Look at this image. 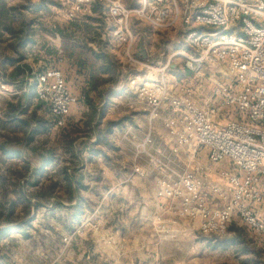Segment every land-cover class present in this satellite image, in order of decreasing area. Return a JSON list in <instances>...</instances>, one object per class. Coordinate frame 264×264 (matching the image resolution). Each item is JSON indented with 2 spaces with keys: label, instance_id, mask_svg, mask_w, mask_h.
I'll return each instance as SVG.
<instances>
[{
  "label": "built area",
  "instance_id": "1",
  "mask_svg": "<svg viewBox=\"0 0 264 264\" xmlns=\"http://www.w3.org/2000/svg\"><path fill=\"white\" fill-rule=\"evenodd\" d=\"M93 2L72 0L67 19L86 20ZM106 6L111 51L133 71L146 72L125 80L148 123L142 140L130 137L129 143L134 160L145 159L151 173H157V196L169 204L158 207L206 235L221 237L237 220L264 236V217L256 210L264 202V0H180L179 5L140 0L133 9L123 0H106ZM132 18L156 30L170 29L180 18L188 51L171 58L183 59L189 78L175 80L169 64L155 69L152 78V65L126 47ZM33 76L35 98L48 106L61 128L76 98L60 71L50 68ZM0 90L9 92L4 83ZM158 121L164 130L159 138L152 127ZM201 153L209 165L227 162L238 172L203 165ZM132 173L145 176L137 165Z\"/></svg>",
  "mask_w": 264,
  "mask_h": 264
},
{
  "label": "crops",
  "instance_id": "2",
  "mask_svg": "<svg viewBox=\"0 0 264 264\" xmlns=\"http://www.w3.org/2000/svg\"><path fill=\"white\" fill-rule=\"evenodd\" d=\"M139 1L123 0L124 5L129 9L136 8L139 5ZM0 2H6L8 6L20 4L21 8L23 6L29 7L24 11L18 10V12L26 16L28 13L41 14L43 10L49 9L45 8L43 0H8V2L7 0H0ZM174 2L179 5L180 0H174ZM3 5L6 7L5 4ZM15 11L0 10V17L8 14V16L17 19L19 15H15L13 13ZM106 11V0H94L91 14L86 21L72 22L74 25L72 28H67L65 25L61 27V24L57 23L51 28L45 29L43 27L45 31L40 30L39 25L27 24L19 32L12 31L19 36L18 38L11 35L10 32L8 33L10 27H0V35L2 36L0 47L6 48L5 51L0 52V85L6 84L9 92L17 86L24 87L23 93L15 102H6L3 112L4 119L0 117V264H60L61 259L57 255L60 247V232L71 231L76 224L75 222H77L74 220L75 217L73 218L76 214L71 213L67 227L65 221L63 222L62 218L55 214L56 208L61 205L58 200L52 199L51 203L45 204V201L42 202L38 200L39 198H36L39 191L44 188L42 183L44 182V177L53 176L56 172L58 174L55 175V178L61 179L66 175L71 182L72 200H68V203H62L64 210L68 212L75 211V206L81 202L84 203V206H90V209H98L99 206L113 209V203L110 198L103 196L101 201L92 202L87 197L82 196L84 193L102 194V191H105L107 195L110 193L112 195L119 194L121 197L118 196L117 200L120 202V206L124 207L126 202H128V205L133 204L131 217L128 220H125L123 216L119 218L115 228L108 232L110 234H105L101 240L94 241L95 243H88L86 250H78L79 252L74 253L72 259L65 262V264H152L151 230L147 233H140L139 231L142 230L137 233L133 230L129 234L127 231L129 227H137L136 225L147 224L149 226L152 221V210L155 211L160 204L164 205V207L169 206L166 201L155 199L157 187L152 189L151 186L118 185L119 187L115 189L114 186L110 187L106 184H103L100 188H96L93 185L96 180L104 182V179H108L109 176L113 178V174L108 171L109 163L112 161L108 150L110 147L108 144L111 142L109 136L112 132L107 128L103 134L104 136L100 137L95 132L97 127H108V124L106 125L108 117L104 115L100 117V113L96 114L94 121L92 120L91 123L86 125L88 128L85 132H89V136L83 139L71 140L68 151H65L71 159L69 158V161L64 163L67 167L62 172V170L58 171L59 165L57 163L60 164V162L56 160L54 153L55 148L61 149L60 129L54 125L53 119L49 115L48 106L35 99V84L33 83L34 76L32 73L38 71L37 68H41V65L43 67L47 65L56 66L59 63L61 66L72 68V74L69 72L71 74L69 83L65 80L67 87L74 93V96L79 97L82 91L89 92L92 89L90 90L89 86L90 76L82 75L76 69L77 66L83 64V56H77L73 52H79L83 48L96 54V56L98 55L100 59L105 60L108 57H113L118 62H121L120 64H123L124 68L118 78L116 88L105 86V90L102 89L101 97H104V91L108 94L105 98L109 102L106 104L109 108H104L101 113L111 112L110 104H118L120 101L129 102V104L137 106L136 109L131 111L134 122L133 132L135 133L130 136L138 142L142 140L148 131L146 110L143 106L137 104L127 91L125 80L127 75L131 73L145 74L146 72L141 68L133 71L123 59L119 60L116 58L115 52L108 51L112 37L110 26L106 19ZM51 14L55 15L53 20L61 21L62 13L60 10L55 11L54 8L53 11L51 10ZM128 30L129 39L126 47L134 57L150 65L155 62L158 67L169 64V72L175 76L174 78L177 81L190 77V73L185 72L183 68L180 69L179 63L181 60L171 58L175 54H184L188 51L183 45L182 35L184 29L180 18L176 20L173 27L167 30L152 29L143 22L132 18L128 24ZM47 34L50 35L46 36ZM66 34L70 36L69 44L72 47V51H70L68 56L64 54L66 46L64 37ZM177 50L179 51L173 53V51ZM73 54L77 56V60L72 57ZM60 58L63 59V62L59 60ZM23 67L28 68V71L24 74L15 75V69ZM102 73L104 74L101 75L102 77L108 76V70L102 69ZM157 74L156 70L155 75L157 76ZM72 81L77 87L79 83L81 88L73 87ZM204 86L205 93L209 94L210 85L207 80L204 81ZM7 95L11 96L10 94ZM103 101L105 102L106 100ZM84 107L78 108L74 105L71 107L67 117L73 115L76 118L80 116L76 120L78 124L81 123L89 111L87 107L86 109ZM30 113H33L38 118L36 122L27 119L26 116ZM141 119H144V124L142 125L139 124ZM116 127L111 126L113 130ZM152 127L156 137L164 135L161 121L155 122ZM143 130L144 133L142 134ZM47 133L50 139L46 136V142L39 143L38 137H45ZM138 133L141 134V138L136 135ZM122 141V137L119 136L114 141L115 145H117L115 149L118 155L119 152L121 153L120 149L123 150L122 143L124 141ZM96 163L100 164L101 168H96ZM201 163L210 166L214 170L238 172L227 162L209 165L207 160H201ZM69 165L70 167H68ZM116 176L120 178L118 175ZM150 177L152 178V174L148 175L149 179H151ZM83 180L84 183L82 182ZM148 182L151 183L150 181ZM6 184L10 185L6 186ZM57 191L58 187L55 188L53 185L51 189L52 195ZM137 193L142 195L141 200L137 199V201L142 203L141 209H139V205L136 202L132 203L134 200L132 196ZM39 210L45 211V213H42V217H45V223L47 222L45 229L52 236L51 238L48 235L44 237L42 234ZM124 210L125 208L121 210L122 213H124ZM256 210L261 217H264V202L257 206ZM141 215H146V217ZM55 221L59 222V224L56 225ZM111 226L112 224L109 225L110 228ZM175 226H178V224H175ZM31 229L40 235L42 244H39L38 239L30 234ZM197 237L195 235L191 236V242H200L196 246L197 252L202 251L203 253L204 250L206 251V247L208 249L215 247V239L208 243V239L205 238L210 236H205L201 239ZM45 238L46 242L50 244L49 246L44 245ZM55 238H57V245H55ZM174 239L176 242L185 240L182 239L180 234L174 235ZM170 256L174 257L172 254Z\"/></svg>",
  "mask_w": 264,
  "mask_h": 264
},
{
  "label": "rangeland",
  "instance_id": "3",
  "mask_svg": "<svg viewBox=\"0 0 264 264\" xmlns=\"http://www.w3.org/2000/svg\"><path fill=\"white\" fill-rule=\"evenodd\" d=\"M71 1L72 0H62L61 2H56L55 0H43L46 6L45 8H49V9L45 11L43 10L41 13L42 15L28 13L27 16L25 14H21L20 12H18V10L24 11L29 7L23 6V8H21L20 4H15L14 6L12 5L8 6L6 5V2L3 3L0 2V10L3 11L16 10L13 13H15V15H19L17 19L8 16V14L4 17H0V27L3 28L10 27L9 31L11 32L13 30L15 32H19L20 29L27 24L39 25L40 30H44V31L45 29L51 28L52 26H54V24L57 23H60L61 27L65 25L67 28L68 27L72 28L74 27L72 22H76V21H70L66 17V11ZM3 4H5L6 7ZM25 5H29V4H25ZM54 8L55 11L60 10L62 13L61 14L62 17H60L61 20L60 22L53 20V17L55 15L51 14V10L53 11ZM48 35L50 34H47L46 36ZM14 36L17 38L19 37L17 34H15ZM1 37L2 36L0 35V40ZM64 41L66 45L64 54L68 56L70 51H72V47L69 44L70 36L68 34H66V36L64 37ZM5 49L6 48L0 47V52L5 51ZM111 50L112 49L109 48L108 51ZM178 51L179 50L173 51V53H176ZM73 53H75L77 56H83L84 59L83 64L77 66L76 69L79 70V73H82V75H87L88 77L93 76L92 78L94 83L97 84V88L92 91H89L88 94L86 95H84L83 92H81L79 94V97L74 96L77 100L75 106H77L78 108L85 106L84 109H86L87 107L89 111L87 114L85 113L86 115L84 114L85 119L84 121L81 122L82 124L81 123L78 124L76 120L80 116L75 118V116L72 115L70 117L65 118L63 126L59 128L60 133L63 132L67 133L66 134L67 138L60 139L61 149H57V148L54 149V153L57 158L56 160L60 162V164L57 163L59 165L58 171L65 170L67 166L64 165V163L69 161L70 158L68 153L66 154L65 152L68 151L67 143L71 142V140L73 139H83L88 137L89 132H85L88 128L86 125L91 123L92 120L94 121L96 114L100 113V117H103V115L108 117V119L106 120L107 121L106 125L108 124V127L107 126H104L103 128L97 127L95 129V132L98 137L104 136L103 134L105 133L107 128L108 130L110 129V132H112L111 135L109 136V140L111 142L108 144L110 145V147L108 148L110 152L109 156L110 159H112V161L109 163L110 165L108 166V171L113 174V178L109 176L108 179H104V182H102V180L101 181L96 180L95 184L93 185L96 188H100L103 184H106L110 187L114 186L115 189H117V187L119 186H124V185L125 186L141 185L146 187L151 186L152 189L153 187H157L156 185L157 173L155 171H152L151 173V171L148 169L146 165L145 159L134 160V148L129 143V138L131 137L130 135L135 133L133 132L134 122L131 111L136 109L137 106L131 105L129 104V102L125 103L120 101L118 104H114V105L110 104L111 105L110 108L112 109L111 112L101 113V111L104 108L106 109L109 108L106 105L109 102L105 98L106 95L108 94L105 93L106 91H104L103 93L104 97H101V91L102 89L105 88V86L109 88H116V85L118 83V78L120 77L121 72L123 71L124 65L120 64L121 62H118V60L114 59L113 57L110 58L108 57L105 60L100 59L98 58V55L96 56V54H93L91 51L85 50L83 48L79 52H73ZM75 54H73L72 57L73 58L75 57V60H77L78 58L77 56H75ZM175 58L180 59V57H175ZM59 60L63 62L62 58H60ZM75 60L73 59L74 64H75ZM179 64H180L179 66L180 69H182L184 65L183 59ZM72 66L74 67V65ZM50 68L60 71L69 83V80L71 79L72 68H70L69 66L68 67L61 66L59 65V63H57L56 66L47 65L46 67H43L41 65V68H37L39 72L36 71L35 73L34 72L33 73L37 74ZM157 68L159 67L155 65V62H153L152 78H154L155 69ZM102 69L108 70L107 77L101 76L104 75L102 73ZM69 72L71 74H69ZM73 87H76L78 89L81 88L79 83L77 87V85L74 82H73ZM23 88H24L23 86L22 87L17 86L15 89H12L10 92H4L0 90V117L2 119H4L3 112L5 110L4 106L6 102L7 101L15 102L17 98H19L23 93L22 91ZM7 94H10L11 96H8ZM103 100L106 101L104 102ZM77 113L79 112L77 111ZM26 117L28 120L33 122H36L38 120V118H36L33 113H30ZM100 117H99V121H100ZM143 121L144 119L143 120L141 119L140 120L141 123L139 124L140 125L144 124ZM111 126L112 127L117 126V127L115 130H113ZM48 133L47 135H45V137L43 136L38 137L39 143L43 141L46 142V136L48 137V139H50ZM143 133L144 130L142 131V134ZM136 135L140 136L141 138V134L138 133ZM118 136L122 137L124 141V143H122L123 150L120 149L121 153L119 152V155L117 154L115 149L117 145H115L114 143V141H116ZM154 138L157 139L156 137ZM152 154H154L153 149H152ZM200 156H201V160H206L204 153H201ZM134 165L139 166L141 170L145 173V176L144 175L139 176L133 174L132 170ZM68 167H70V165ZM96 168H101V165L97 164ZM56 174H58V172H56L53 176L44 177L43 179L44 182H42L44 188L42 191H39L36 198L37 199L39 198L38 200L42 202L45 201L44 202L45 204L51 203L52 199L58 200L61 203V205L60 207L56 208L55 214L58 217L62 218L63 222L65 221L67 227H68V221L70 220L69 216L71 215V213L76 214V216H73V218L75 217L74 220L77 222H75L76 224L71 229V231L69 232L61 231L59 236L60 247L58 249L57 255L60 257L59 259H61L60 264H65V262L72 259L73 254L76 253L78 250L79 251L86 250L88 243H95L94 241L101 240L102 236H104L105 234H110L108 232H110L112 228H115L117 224V220L119 218L123 216L125 220H128L131 217L133 204L128 205V202H126L124 207L120 206L119 205L120 202L117 200L118 196L121 197V195L119 194L112 195L110 193L107 195L105 191H102V194L84 193L82 196L87 197V199H90L92 202H96L99 200L101 201L103 196H105V198L108 199L110 198V201L113 203V209H110L109 207L101 208V206H99L98 209L96 208L90 209L89 208L90 206L89 207H87L86 205L84 206V203L81 202L75 206L76 208L75 211L68 212L67 210H64L62 203H68L67 201L69 199L72 200L69 197L73 196V191L71 186L67 182H65V179H63L61 175H60L62 177L61 179L55 178ZM120 174H122L121 177ZM149 174H152V178L150 177L151 179L148 178ZM116 175H118L120 178H118ZM84 180L82 181L83 183ZM148 181H150L151 183H149ZM59 182L60 184H58ZM54 183H56L55 188L58 187V191L54 195H52L51 186L54 185ZM9 185L10 184H6V186ZM0 192H1V188H0ZM132 198H134L132 203L136 202L139 205V209H141L142 203L141 201H137V199L141 200L142 195L137 193L134 194ZM155 199H160L157 196V189H156ZM123 208H125L124 213H122L121 211ZM38 213L40 219L39 222L42 223V226L39 225L40 229L42 230V234L44 235V237L48 235V237L51 238L52 236L48 234L47 230L45 229V226L47 225V222L45 223L46 221L45 217H42V213H45V211L39 210ZM141 216L146 217V215H141ZM157 218H159L160 221ZM174 220L175 219H172L169 214L165 213L161 208L157 207L155 211L152 210V221L150 222L151 224L149 223L150 224L149 226L145 224L141 226L136 225L137 227H129V230L127 231L128 234L131 233L133 230H135V232L137 233L139 232L147 233L149 230H151L152 264H264V236L249 232L237 220L230 224L227 233H225L221 237H213L211 235L203 234L200 231H198L197 228L193 226L191 223H188L184 220H180V219L178 221H174ZM55 224L58 225L59 222L55 221ZM110 224H112L111 228L109 227ZM175 224H178V226H175ZM30 234H32L34 238L38 239L37 241L39 244H42L40 235L35 233V231H33L32 229ZM176 234L182 235V239L185 240L181 242H176V240L174 239V235ZM193 235L198 236L197 237L198 239H201L202 237L205 236H210L205 238L208 239V243L211 242L212 239H215L214 242L215 247L213 249H208L206 247V251L204 250L203 253L202 251L197 252L196 246L200 244V242L197 241L191 242L192 241L191 236ZM56 239L57 238H55V245H57L58 243ZM49 242L51 243L50 239ZM43 243L45 246L50 245L48 242H46V238ZM170 254L174 255V257L170 256ZM156 255L158 256L157 258Z\"/></svg>",
  "mask_w": 264,
  "mask_h": 264
},
{
  "label": "trees",
  "instance_id": "4",
  "mask_svg": "<svg viewBox=\"0 0 264 264\" xmlns=\"http://www.w3.org/2000/svg\"><path fill=\"white\" fill-rule=\"evenodd\" d=\"M3 6V5H2ZM3 11V10H2ZM10 33H11V35H15V33L14 32H11V31H9ZM16 70V72H15V75H20V74H24L26 71H28V68H26V67H23V68H16L15 69ZM93 77V76H92ZM92 77H90V79H89V86H90V90L92 89V90H94V89H96L97 88V84H95L94 83V81H93V78ZM66 81V80H65ZM83 92V91H82ZM70 93L72 94V96H74V93H72L71 91H70ZM88 92L86 91H84L83 92V94L84 95H86ZM67 133H61V138H67V135H66ZM68 146H70V142L68 143ZM63 171H65V170H62V172ZM63 179H65V182H67L69 185L71 184V182H70V180H69V178L65 175V176H63ZM53 186V185H52ZM52 186H51V188H52ZM54 186H56V183H54ZM69 198H72V197H69ZM70 200V199H69Z\"/></svg>",
  "mask_w": 264,
  "mask_h": 264
}]
</instances>
